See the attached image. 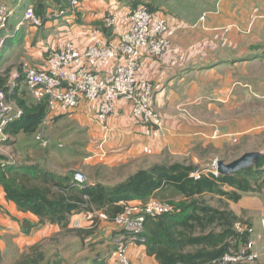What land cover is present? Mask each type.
Listing matches in <instances>:
<instances>
[{
    "label": "crops",
    "instance_id": "0c3cea01",
    "mask_svg": "<svg viewBox=\"0 0 264 264\" xmlns=\"http://www.w3.org/2000/svg\"><path fill=\"white\" fill-rule=\"evenodd\" d=\"M1 4L16 6L17 0H0ZM196 4L197 11L188 9L185 20L160 6L157 12L171 17L179 30L164 55L142 57L138 76L141 82L154 85L153 104L163 121L158 137L145 134L128 102L120 100L102 126L96 121L95 110L82 99L74 113L56 114L47 123L44 130L49 147L31 141L35 135H19L14 144L22 142L23 149L14 161L40 164L60 175L81 172L90 186H113L154 164L186 162L208 172L215 161L222 160L224 148L233 145L234 138L240 143L246 135L264 131V0H197ZM27 7H19L11 19L10 38L0 56V69L8 71L9 83L15 85L24 77L19 67L22 60L42 69L50 50L68 42L81 52L94 45L118 46V38L103 31V19L109 11L127 16L133 0H84L81 8L67 18L46 20L39 28L27 24L14 33ZM203 15L205 21L201 20ZM226 27L232 28L224 41L222 29ZM114 69L115 64L94 67L102 76L111 75ZM145 148L151 154L145 153ZM252 196L228 204L254 227L259 208L264 219V208L249 198ZM98 213L71 217V229L91 235L73 236L72 241L61 245L62 255L68 259L69 255L107 257L109 264H115L119 231L112 221L100 219ZM25 223L26 229L33 226L30 232ZM59 233V226L48 222L40 225L36 215L20 212L0 187V254L11 253L19 258ZM127 244L132 264H159L147 254L145 245Z\"/></svg>",
    "mask_w": 264,
    "mask_h": 264
},
{
    "label": "trees",
    "instance_id": "16d2710c",
    "mask_svg": "<svg viewBox=\"0 0 264 264\" xmlns=\"http://www.w3.org/2000/svg\"><path fill=\"white\" fill-rule=\"evenodd\" d=\"M27 2L24 0L23 5L33 8L43 24L46 20L55 21L50 16L66 8L63 0ZM140 3L141 0H133L132 10L142 6L159 14V5ZM104 19L103 31L108 36L114 35L105 26ZM11 26L9 24L7 29L8 37ZM19 67L24 75L20 63ZM4 73L0 75V93L5 94L8 104L22 111L20 118L2 128L8 139L6 143L13 146L19 135L36 136L40 131L47 117V102H37L30 96L25 76L11 89L8 71ZM222 160L229 163L227 157H222ZM198 171L202 169L186 162L154 164L113 186L100 183L90 186L74 181L73 173L60 175L45 170L40 164H19L0 155V187L4 189L6 199L15 203L20 212L39 217L40 225L48 222L61 229L59 235L35 245L14 264H109L107 257L99 256L81 259L69 255L68 259L58 247L51 256H47L46 244H58L67 236L82 238L83 235H91L90 232L70 228V219L74 215L102 212L109 221H114L122 214L126 203L150 199L166 202L173 209L168 214L145 219L144 240L139 238L136 244L145 245L149 256L159 264H221L227 254L241 252L252 239L253 234L248 230L237 229L238 224L252 228L251 221L237 216L228 202L238 204L245 196L264 191V156L253 168L228 177L208 171L195 178L193 174ZM209 196L218 197L220 205L212 206L207 200ZM32 228L29 225L26 229L25 223L27 232ZM129 238L127 236L125 240Z\"/></svg>",
    "mask_w": 264,
    "mask_h": 264
},
{
    "label": "built area",
    "instance_id": "2783aa9c",
    "mask_svg": "<svg viewBox=\"0 0 264 264\" xmlns=\"http://www.w3.org/2000/svg\"><path fill=\"white\" fill-rule=\"evenodd\" d=\"M66 8L57 10L51 19H61L70 12L78 10L84 0H63ZM24 4L18 0L16 6L0 5V56L8 40L7 29L15 12ZM171 17L152 13L140 6L131 10L122 17L115 11L105 16V26L118 38V46L94 45L84 52L79 51L72 42L63 47L53 49L44 68L39 69L22 60L20 65L25 76V83L30 96L37 102H47V117L40 131L36 134L37 140L43 148L50 145L45 135V126L56 114H72L80 101L84 99L95 110L96 121L104 126L107 119L115 111L116 104L124 100L130 104L134 120L145 129L148 137L156 138L160 135L163 121L155 110L153 99L155 87L150 82H141L139 70L144 55L159 58L169 51L173 45V38L179 27L171 23ZM206 15L201 17L205 21ZM41 27L43 20L35 14L31 7L25 8L23 17L15 25L14 32H19L25 24ZM232 27L223 28V40ZM115 64V69L109 76H102L94 67H108ZM86 65H89L88 68ZM3 74L0 69V75ZM11 89L15 84H10ZM22 111L14 105L8 104L5 94L0 93V131L13 120L20 118ZM234 143L238 142L237 137ZM149 148L145 153L151 154ZM215 164V163H214ZM210 171H213L212 169ZM205 171H198L193 176L199 178ZM216 174L215 171H213ZM74 181L86 183L83 173L76 172ZM172 206L158 199L147 202L131 201L125 204L122 214L114 221L119 234L115 238V264H132L128 244H136L144 233V222L147 217L160 216L172 211ZM100 219L108 221L107 215L98 213ZM263 231H264V219ZM239 231L248 230L254 233V228L237 225ZM130 236L129 240H125ZM144 240V239H143ZM255 242L251 239L247 247L239 253L227 254L221 264H236L254 262L259 259L263 249L254 250Z\"/></svg>",
    "mask_w": 264,
    "mask_h": 264
},
{
    "label": "rangeland",
    "instance_id": "374dc122",
    "mask_svg": "<svg viewBox=\"0 0 264 264\" xmlns=\"http://www.w3.org/2000/svg\"><path fill=\"white\" fill-rule=\"evenodd\" d=\"M153 1L151 3L157 4L160 3L159 6H162L163 10L168 11L172 16L177 19L185 20L188 18V9H194L197 11L199 5L196 4L197 0H150ZM142 3L140 5H147V0H141ZM160 8V7H159ZM69 15L61 18H67ZM60 19H55V21ZM16 65H18V59H15ZM31 141H36L40 144L37 140L36 136L30 137ZM5 136L3 132L0 131V155L4 156L6 159L15 160L20 157L23 149L22 142L14 144V146H10L11 144H7ZM27 142H31L29 139L26 140ZM234 142V141H233ZM257 151H264V131H255L251 133V135H246L240 143H233L231 146H227L224 148V151L221 157L228 158V162L234 161L235 159L239 158L246 152H257ZM249 197L255 199L257 205L259 207L264 208V191L257 196ZM207 200L210 204L214 207H218L220 205V199L218 197L209 196ZM250 201V200H247ZM247 203V202H246ZM253 207V206H251ZM249 211V210H248ZM252 213L254 210H250ZM263 212L258 209V214L255 216L254 220V233L252 235L253 241L255 242L254 250L263 249L260 253L259 259L254 262H243L240 264H264V231H263V223L261 220ZM73 236L68 237L67 239H63V243L61 241L58 244H46V255L51 256L54 249L57 247L60 249L61 245L72 241ZM51 254V255H50ZM84 255H81L80 258H84ZM18 257H13L11 253L8 255L5 253L0 254V264H14Z\"/></svg>",
    "mask_w": 264,
    "mask_h": 264
},
{
    "label": "water",
    "instance_id": "95a60500",
    "mask_svg": "<svg viewBox=\"0 0 264 264\" xmlns=\"http://www.w3.org/2000/svg\"><path fill=\"white\" fill-rule=\"evenodd\" d=\"M264 156V151L246 152L232 162L226 163L223 160L215 161L211 167L217 175L231 176L243 170L253 168L256 162Z\"/></svg>",
    "mask_w": 264,
    "mask_h": 264
}]
</instances>
